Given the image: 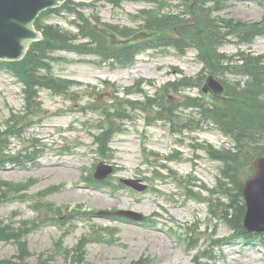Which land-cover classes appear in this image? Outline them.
<instances>
[{
    "label": "rangeland",
    "instance_id": "obj_1",
    "mask_svg": "<svg viewBox=\"0 0 264 264\" xmlns=\"http://www.w3.org/2000/svg\"><path fill=\"white\" fill-rule=\"evenodd\" d=\"M153 6L141 0H122L118 6L97 0L80 11L87 16L98 12L104 22L135 27L132 17ZM64 14L65 17L49 15L44 23L76 31L69 25L74 15ZM219 16L244 24L256 23L264 19V7L231 0ZM191 25L174 27L175 33L189 34ZM240 49L264 56V37L257 38L250 47L225 45L221 52L235 55ZM54 57L59 59L54 66L57 76L82 83L76 87L81 98L53 97L42 91L40 112L33 117L24 112L20 85L0 73L1 129L11 114L28 119L25 130L17 133L19 138L16 134L11 139L13 153L25 145L26 137L44 145L34 163L0 166V184L20 186V191L10 192L0 200V222L22 230L19 243L14 239L0 241V260L19 262L18 257L32 264L40 260L52 264H264V235L255 237V241L244 240L218 218V203L225 201L216 189L222 164L214 162L203 146H233L213 128L179 136L164 123L149 122L144 114L133 111L131 119L122 123L126 132L114 139L106 160L114 167L107 178L111 184L92 186L95 183L88 180L94 177L102 160L91 137L95 132L92 125L102 116L90 104L94 105L101 95L104 102L110 99L105 105H114L115 98L105 93H112L116 87H138L150 95H167L169 83L184 77L196 78L203 70L196 51L185 57L174 51L147 53L132 66L114 69L97 67L96 56L61 52ZM186 94L201 97L203 92L201 88L187 90ZM127 98L143 100L137 93ZM159 165L168 170L155 171ZM123 180L143 181L149 190L138 193L127 188ZM178 184L188 190L179 189ZM202 188L212 190L215 196ZM58 208L62 209L61 215ZM102 212H133L147 220L138 225L125 218L101 217ZM33 221L38 225H32ZM100 229H107L113 237L105 233L104 239L98 238L96 231Z\"/></svg>",
    "mask_w": 264,
    "mask_h": 264
},
{
    "label": "trees",
    "instance_id": "obj_2",
    "mask_svg": "<svg viewBox=\"0 0 264 264\" xmlns=\"http://www.w3.org/2000/svg\"><path fill=\"white\" fill-rule=\"evenodd\" d=\"M108 1L118 6L122 0ZM141 1L154 6L132 15L135 27L104 22L98 12L87 16L80 11V8L90 6L86 4L67 2L60 9L48 11L36 22L44 40L34 43L23 61L0 63V70L10 74L21 85L24 112L33 117L40 112L41 103L38 100L42 91H48L54 97L81 98V91L76 87H81L82 83L63 79L54 73L55 62L59 60L54 57L57 53L96 56L100 66L116 68L132 66L138 57L147 53L157 55L174 51L177 56L183 57L190 51H196L203 70L196 78L184 77L169 83L167 95H150L138 87H116L112 93H105L115 98L114 105H105L110 99L106 98L104 102L99 95L95 104H90L102 116L92 125L96 132L92 136L93 146L100 158H108L114 138L126 132L122 123L131 119L133 111L145 114L149 122L164 123L176 135L215 129L233 146H203L213 161L222 164L216 189L226 202L218 203L220 218L240 235H246L241 222L245 213L243 182L251 175L252 160L264 156V56L252 54L251 49H240L235 55H227L221 52V48L228 44L241 48L252 46L257 38L264 36V19L250 24L222 19L219 13L231 0ZM245 1L264 7V0ZM64 13L75 15L71 24L77 31L44 23L48 15L62 16ZM189 23H192L191 33L182 36L175 33L174 27ZM210 76L224 85L223 94L213 95L215 98L212 100L206 95L195 97L186 94L187 90L201 89ZM148 84L152 85L150 81ZM134 93L141 94L143 100L127 98ZM122 95L123 98H119ZM186 111L190 112L187 114ZM27 120L24 116L11 114L5 127L1 129L0 126V166L33 163L38 153L42 152L43 145L31 137L25 138L21 149L15 153L12 151L11 139L25 130ZM0 190V200H3L10 192L20 191V186L1 183ZM57 212L61 215L62 209L58 208ZM32 225L38 224L33 221ZM21 232L0 222V240L14 239L19 243ZM24 252L22 254L25 255ZM17 260L19 262L14 259L0 260V264H32L18 257ZM36 264L52 263L40 260ZM136 264H143V261Z\"/></svg>",
    "mask_w": 264,
    "mask_h": 264
},
{
    "label": "water",
    "instance_id": "obj_3",
    "mask_svg": "<svg viewBox=\"0 0 264 264\" xmlns=\"http://www.w3.org/2000/svg\"><path fill=\"white\" fill-rule=\"evenodd\" d=\"M66 1L91 2L93 0H0V60L16 62L22 60L30 45L41 41L42 33L35 29V21L47 10L60 7ZM223 92L224 88L213 77L208 79L204 92ZM255 175L243 187L247 211L244 217V227L249 232H264V158L255 161ZM113 169L101 164L95 177L104 180ZM125 183L139 191L146 189L137 181ZM102 216H123L135 221L144 218L133 212L101 213Z\"/></svg>",
    "mask_w": 264,
    "mask_h": 264
}]
</instances>
